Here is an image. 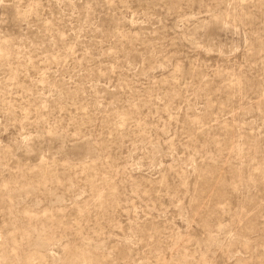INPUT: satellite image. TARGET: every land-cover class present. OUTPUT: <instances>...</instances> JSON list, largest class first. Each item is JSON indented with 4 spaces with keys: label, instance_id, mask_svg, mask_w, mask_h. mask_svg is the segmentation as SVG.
<instances>
[{
    "label": "rangeland",
    "instance_id": "rangeland-1",
    "mask_svg": "<svg viewBox=\"0 0 264 264\" xmlns=\"http://www.w3.org/2000/svg\"><path fill=\"white\" fill-rule=\"evenodd\" d=\"M0 264H264V0H0Z\"/></svg>",
    "mask_w": 264,
    "mask_h": 264
}]
</instances>
